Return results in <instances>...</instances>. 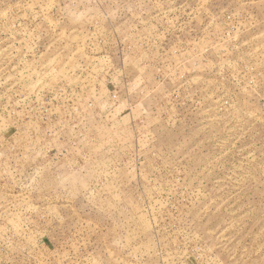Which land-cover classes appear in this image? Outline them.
Returning a JSON list of instances; mask_svg holds the SVG:
<instances>
[{"label": "rangeland", "instance_id": "obj_1", "mask_svg": "<svg viewBox=\"0 0 264 264\" xmlns=\"http://www.w3.org/2000/svg\"><path fill=\"white\" fill-rule=\"evenodd\" d=\"M0 264H264V0H0Z\"/></svg>", "mask_w": 264, "mask_h": 264}]
</instances>
